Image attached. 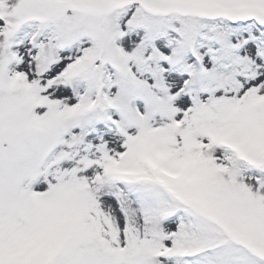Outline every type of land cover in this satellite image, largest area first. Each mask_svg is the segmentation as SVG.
<instances>
[{
    "label": "snow or ice",
    "instance_id": "1",
    "mask_svg": "<svg viewBox=\"0 0 264 264\" xmlns=\"http://www.w3.org/2000/svg\"><path fill=\"white\" fill-rule=\"evenodd\" d=\"M0 264H264V0H0Z\"/></svg>",
    "mask_w": 264,
    "mask_h": 264
}]
</instances>
